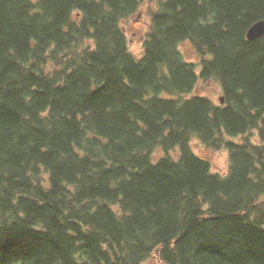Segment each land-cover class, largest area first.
Masks as SVG:
<instances>
[{"label": "trees", "instance_id": "obj_1", "mask_svg": "<svg viewBox=\"0 0 264 264\" xmlns=\"http://www.w3.org/2000/svg\"><path fill=\"white\" fill-rule=\"evenodd\" d=\"M262 19L264 0H0V264H264Z\"/></svg>", "mask_w": 264, "mask_h": 264}, {"label": "rangeland", "instance_id": "obj_2", "mask_svg": "<svg viewBox=\"0 0 264 264\" xmlns=\"http://www.w3.org/2000/svg\"><path fill=\"white\" fill-rule=\"evenodd\" d=\"M126 32L128 36L129 48L132 52L137 55H141L144 50V37H145V25L142 18L134 19L126 27ZM181 51L184 57L191 62L199 63L200 56L194 48L190 41H184L180 44ZM199 70L201 67L199 66ZM202 87H199V92L208 96H211L217 102L220 101V97L223 95L221 86L219 83L210 80L207 83H201ZM255 141L258 140V135L255 134L252 137ZM191 146L196 154L201 157L208 158L212 164L214 170L221 173H226L229 171L230 161L228 156V151L224 148L222 149H212L205 144H203L199 139L194 138L191 142ZM170 153L174 156H179L178 150H171ZM165 153L163 150L158 149L155 154V158L163 156ZM144 264H159L154 258L147 260Z\"/></svg>", "mask_w": 264, "mask_h": 264}, {"label": "water", "instance_id": "obj_3", "mask_svg": "<svg viewBox=\"0 0 264 264\" xmlns=\"http://www.w3.org/2000/svg\"><path fill=\"white\" fill-rule=\"evenodd\" d=\"M262 36H264V19L254 23L247 32L249 40H256ZM221 102H224L223 97H221Z\"/></svg>", "mask_w": 264, "mask_h": 264}]
</instances>
